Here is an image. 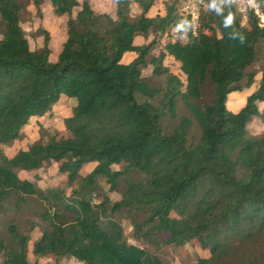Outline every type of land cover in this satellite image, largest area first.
Returning a JSON list of instances; mask_svg holds the SVG:
<instances>
[{
	"label": "trees",
	"instance_id": "16d2710c",
	"mask_svg": "<svg viewBox=\"0 0 264 264\" xmlns=\"http://www.w3.org/2000/svg\"><path fill=\"white\" fill-rule=\"evenodd\" d=\"M27 1L36 13L47 1L54 15L67 16L65 39L49 61V34L41 29V46L30 49L19 25L18 0H0V213L30 199L44 203L32 255L81 264H164L127 241L117 217L123 215L134 239L194 242L206 249L208 257L195 264H264V133H247L252 117L264 121V108L257 106L264 102V68L237 111L225 106L230 92L254 81L248 68L256 44L264 46L258 15H264V0H253L258 14L248 8L245 18L233 0H201L194 30L181 0H161L163 12L154 16L147 15L154 0H112L114 18L94 12L85 0ZM132 3L138 8L135 18ZM170 27L185 40L166 41L151 55ZM149 31L150 41L134 44L135 36ZM125 52L134 56L123 63ZM165 56L179 63L183 81L163 65ZM146 65L151 76L163 77L162 89L141 76ZM206 77L214 95L201 105ZM61 96L72 100L63 119L68 135L54 133L7 156L1 146L19 139L28 119L49 112ZM176 98L199 128L194 143L187 142L188 117L181 116L168 133L162 130L161 118L165 111L174 116ZM50 162L57 163L65 186L74 184L69 194L59 187L42 191L17 175ZM88 163L94 166L80 175ZM131 172L142 178L126 177ZM100 178L107 191L123 179L119 199L100 190ZM94 197L100 199L92 202ZM27 242L14 219L0 224V264H36L28 263Z\"/></svg>",
	"mask_w": 264,
	"mask_h": 264
},
{
	"label": "rangeland",
	"instance_id": "374dc122",
	"mask_svg": "<svg viewBox=\"0 0 264 264\" xmlns=\"http://www.w3.org/2000/svg\"><path fill=\"white\" fill-rule=\"evenodd\" d=\"M79 4L84 0H77ZM90 5L91 9L98 12H105L114 18V5L112 0H85ZM21 5L19 25L23 29L28 46L30 49H37L41 46L42 36L41 29L45 30L49 34L48 46L50 49L48 60L54 61L57 53L60 49L61 43L65 39V21L67 16L54 15L51 7L47 1H42L39 5L38 13H36L35 7L27 0H18ZM198 9L202 6V1L197 0ZM80 6L73 8L71 15H74L75 11ZM163 7L161 0H154V4L150 7L147 15L154 16L155 14H162ZM138 14V8L134 3L130 5V16L135 18ZM261 18V17H260ZM262 20V18L260 19ZM264 20V19H263ZM262 22V21H261ZM1 36V35H0ZM153 38V33L149 31L147 35H137L134 37V44H145ZM179 40L183 42L185 36L182 33L176 31L175 28H168L165 35L159 37L157 42L154 44L150 54L156 55L160 45L166 41ZM256 56L255 60L249 66L248 70L255 72L254 81L250 87L243 89L242 91L231 92L227 95L225 106L228 110L235 112L243 104L245 96L255 89L257 82L260 77V71L264 68V46L258 42L256 44ZM133 52H125L122 55L121 62L126 63L133 57ZM163 65L166 66L170 73L174 74L179 80L183 81L184 76L179 69V63L172 57L166 56L163 61ZM150 65L141 69V76L147 81L150 86L162 89L164 86L163 77H153L150 73ZM213 85L209 82L207 77L203 80L200 87V98L199 104H209L213 98ZM158 96L155 98L153 103H156ZM195 102L196 100L190 99ZM72 106V100L61 96L57 102H55L51 110L45 113L43 116L36 117L32 116L21 128V137L13 140L7 145H2V149L7 156L12 155L18 149H26L27 146L37 139H41L45 142L52 134L57 135H68V132L64 129L63 119L70 114ZM258 110L261 111L264 108V102L257 103ZM188 110L184 106L183 102L179 99H175L174 116L169 115L167 111L161 118V127L164 133H168L173 126L178 123L181 116L190 118V125L187 131V142L194 143L199 136V128L196 123L188 114ZM247 133L249 135H261L264 133V121L254 116L247 123ZM57 163L50 162L48 165L42 166L41 168L30 170V171H18L17 175L21 179H28L32 181L40 190L53 189L56 187L62 188L65 194H69L70 187L64 185L62 181V175L57 171ZM94 163L84 164L80 170V175L88 173ZM113 169H117V166H113ZM128 178L137 180L142 178V175L137 172L128 173ZM100 190L105 191L109 199L116 200L121 196L123 190V179L118 180L115 191H107V185L104 183L103 178L98 180ZM100 198L94 197L92 202H97ZM44 203L39 199H30L26 205H21L17 210L8 207L0 213V224L6 223L11 219H14L18 227L22 232L28 235L27 242V260L28 263L36 262V264H81L73 258L59 257L55 258L53 255L46 256H33L31 253V244L40 235L42 228L41 220L38 216V211L42 210ZM119 218L122 232L127 241L131 244L139 246L146 251L156 255L159 260L164 264H195L198 257H208V251L200 248L194 242H186L182 245L173 244H150L144 243L137 239H134L131 235V224L130 219L123 215H117ZM29 221L33 222L34 225L30 226ZM166 237V235H165Z\"/></svg>",
	"mask_w": 264,
	"mask_h": 264
},
{
	"label": "built area",
	"instance_id": "2783aa9c",
	"mask_svg": "<svg viewBox=\"0 0 264 264\" xmlns=\"http://www.w3.org/2000/svg\"><path fill=\"white\" fill-rule=\"evenodd\" d=\"M237 11L240 13L242 18H245L246 10L253 8L254 12L258 14V11L254 5L253 0H233ZM182 11L189 16L191 27L194 30L196 26L198 16V5L197 0H181L180 1Z\"/></svg>",
	"mask_w": 264,
	"mask_h": 264
},
{
	"label": "crops",
	"instance_id": "0c3cea01",
	"mask_svg": "<svg viewBox=\"0 0 264 264\" xmlns=\"http://www.w3.org/2000/svg\"><path fill=\"white\" fill-rule=\"evenodd\" d=\"M147 13H148V12H147ZM258 15H259V18H260V17L262 18V20H260V21L263 22V21H264V20H263V19H264V15H262V14H258ZM261 18H260V19H261ZM133 56H134V55H133ZM165 57H166V56H165ZM128 61H129V60H128ZM241 91H242V90H241ZM234 92H235V91H234ZM230 93H231V92H230ZM243 103H244V102H243ZM242 105H243V104H242ZM242 105H241V106H242ZM241 106H240V107H241Z\"/></svg>",
	"mask_w": 264,
	"mask_h": 264
}]
</instances>
